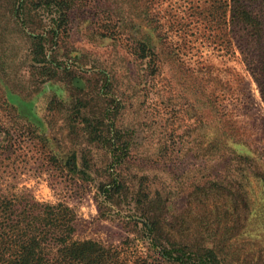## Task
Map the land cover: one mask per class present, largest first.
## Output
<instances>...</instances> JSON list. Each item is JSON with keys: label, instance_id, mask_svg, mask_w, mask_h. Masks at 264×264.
<instances>
[{"label": "rangeland", "instance_id": "374dc122", "mask_svg": "<svg viewBox=\"0 0 264 264\" xmlns=\"http://www.w3.org/2000/svg\"><path fill=\"white\" fill-rule=\"evenodd\" d=\"M234 1L0 0V191L67 206L75 240L147 255L132 196L100 191L147 175L177 241L264 264V0H236L253 28Z\"/></svg>", "mask_w": 264, "mask_h": 264}, {"label": "trees", "instance_id": "16d2710c", "mask_svg": "<svg viewBox=\"0 0 264 264\" xmlns=\"http://www.w3.org/2000/svg\"><path fill=\"white\" fill-rule=\"evenodd\" d=\"M44 1L47 5L53 3V0ZM234 5L231 19L233 24H244L252 28L258 25L252 14L239 6L238 1L235 0ZM223 10L218 16H226ZM262 71L264 74V69ZM262 96L264 100V87ZM7 130L9 128L6 124L0 125V156L10 144L5 137ZM126 149H129L128 146ZM252 151L257 155L255 150ZM127 155L117 153L113 162H125ZM219 160L225 161L227 157L220 155ZM239 160L255 166L257 164L254 160L248 161V158L240 157ZM67 162L75 175L88 176L78 171L74 156ZM115 172L109 175L110 180L102 184L100 191L108 200H113L115 196H132L135 212L140 217L138 222H142V230L147 236V255L125 248L121 251L106 247L92 240H75V216L67 206L38 203L27 196L20 197L12 192L0 191V264H222L213 249L196 248L190 243L177 241L175 236L166 231L171 224H167L164 216L165 190L149 188L146 184L149 183L147 175L139 176L137 186L128 183L129 174L125 169H121L119 174ZM258 173L254 174L256 178ZM259 177L264 180V172ZM216 185L220 190V185Z\"/></svg>", "mask_w": 264, "mask_h": 264}]
</instances>
